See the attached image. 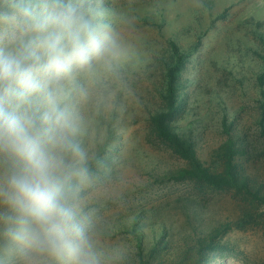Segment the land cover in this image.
Listing matches in <instances>:
<instances>
[{
	"label": "rangeland",
	"instance_id": "obj_1",
	"mask_svg": "<svg viewBox=\"0 0 264 264\" xmlns=\"http://www.w3.org/2000/svg\"><path fill=\"white\" fill-rule=\"evenodd\" d=\"M103 3L125 56L114 73L80 80L90 92L79 106V139L91 181L79 195L105 264H172L179 253L192 264L188 244L199 240L210 244L202 264H264V206L232 190L165 179L187 163L150 122L165 107L175 42L184 55L176 130L212 168L223 121L233 123L246 151L240 164L264 190V0ZM3 243L0 264H10Z\"/></svg>",
	"mask_w": 264,
	"mask_h": 264
},
{
	"label": "clouds",
	"instance_id": "obj_2",
	"mask_svg": "<svg viewBox=\"0 0 264 264\" xmlns=\"http://www.w3.org/2000/svg\"><path fill=\"white\" fill-rule=\"evenodd\" d=\"M103 0H0V239L10 264H105L80 105L125 49Z\"/></svg>",
	"mask_w": 264,
	"mask_h": 264
},
{
	"label": "trees",
	"instance_id": "obj_3",
	"mask_svg": "<svg viewBox=\"0 0 264 264\" xmlns=\"http://www.w3.org/2000/svg\"><path fill=\"white\" fill-rule=\"evenodd\" d=\"M171 48L175 55V64L168 67L167 93L164 97L165 107L162 111L151 113L150 122L156 135L166 142L175 154L187 163L186 166L179 167L166 174L165 179L176 182H197L217 189L232 190L251 198L253 201L264 206V190L257 186V181L247 174L240 164L241 158L246 151L242 146V139L234 124L224 119L222 128L225 141L217 149L218 165L215 167L205 166L198 158L194 144L187 140L176 130L177 125L174 119L180 113L177 99L176 75L183 64L184 55L175 42H171ZM259 82L263 84L264 78L260 77ZM262 136H264V126H262ZM167 240V236L165 235ZM155 248L164 249V241H158L154 236ZM199 246L188 244V252L192 255V264H202L208 261L207 253L210 244L199 240ZM178 260H172V264H184L187 256L177 255ZM139 264V263H138Z\"/></svg>",
	"mask_w": 264,
	"mask_h": 264
}]
</instances>
